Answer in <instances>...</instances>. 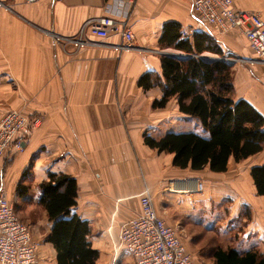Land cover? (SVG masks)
Listing matches in <instances>:
<instances>
[{"label": "crops", "instance_id": "obj_1", "mask_svg": "<svg viewBox=\"0 0 264 264\" xmlns=\"http://www.w3.org/2000/svg\"><path fill=\"white\" fill-rule=\"evenodd\" d=\"M123 1L126 16L114 17L126 20L134 32L130 49L117 47L119 34L101 38L88 27L91 20L113 15L112 7L119 10L114 0H0V118L17 110L30 119L20 148L14 144L0 160V188L17 202L41 264H58L57 251L47 241L54 221L40 204L41 183L51 172L77 180L71 214L89 222L90 241L99 251L96 264H136L119 246V231L140 213L145 190L168 224L175 222L169 210L175 214L177 202L183 206L179 211L187 212L195 188L205 191L206 182L195 174L199 171L174 166L173 154L159 153L144 141L145 133L163 135L168 124H186L190 117L179 112L176 98L154 108L163 96L161 87L139 86L148 72L162 76L161 57L170 49L161 45L166 24L210 34L229 59L237 55L236 96L264 116V60L255 57L242 34L210 31L192 14L190 0ZM233 5L264 19V0H233ZM79 38L89 44L76 45ZM247 160V172L232 180L241 195L235 215L242 206L250 210L243 236L254 240L240 250L264 254V198L250 174L253 166L264 164V151Z\"/></svg>", "mask_w": 264, "mask_h": 264}, {"label": "trees", "instance_id": "obj_2", "mask_svg": "<svg viewBox=\"0 0 264 264\" xmlns=\"http://www.w3.org/2000/svg\"><path fill=\"white\" fill-rule=\"evenodd\" d=\"M161 45L187 57L162 55V76L144 74L139 86L145 90L161 87L163 96L153 103L164 108L177 99L179 112L195 117L208 132L145 133V144L159 153L173 154V165L200 171L209 168L226 172L229 163L241 162L264 151V116L247 100L237 98L234 72L229 57L210 34L195 31L184 35L176 23L165 26ZM214 54L205 58L204 54ZM257 194L264 198V164L251 168ZM40 204L54 225L47 235L57 251L58 264H96L99 251L90 241L89 222L71 214L77 204V180L65 173H50L41 183ZM214 264H264V254L256 248L213 246Z\"/></svg>", "mask_w": 264, "mask_h": 264}, {"label": "built area", "instance_id": "obj_3", "mask_svg": "<svg viewBox=\"0 0 264 264\" xmlns=\"http://www.w3.org/2000/svg\"><path fill=\"white\" fill-rule=\"evenodd\" d=\"M114 1L119 10L112 7L113 15L91 20L88 27L91 34L101 38L119 34L122 44L117 47L130 49L135 45L134 32L126 20L114 17L126 16L121 10L126 2ZM190 2L192 14L202 25L218 35L238 31L247 39L255 57L264 60V19L260 13L236 9L233 0ZM194 32L190 28L184 31V35ZM74 43L85 46L89 41L79 38L74 39ZM29 123L30 119L20 111L10 110L3 114L0 118V160L14 144L20 148V135ZM119 246L128 249L136 264H203L195 259L175 226L160 215L148 189L141 196L140 213L122 223ZM0 264H41L32 231L21 220L14 201L3 188H0Z\"/></svg>", "mask_w": 264, "mask_h": 264}, {"label": "rangeland", "instance_id": "obj_4", "mask_svg": "<svg viewBox=\"0 0 264 264\" xmlns=\"http://www.w3.org/2000/svg\"><path fill=\"white\" fill-rule=\"evenodd\" d=\"M5 7L9 9L8 5ZM174 50L170 48L168 52L175 53L176 50ZM213 55L208 53L203 56L206 58ZM229 57H227V61L233 64L231 66L235 75L236 65L240 61L237 62L239 60L237 55L233 54V57L230 59ZM185 122L186 124H183V122L182 124H175L174 122L171 125L168 124L170 129H167V131H194L206 135L207 131L202 127L197 118L189 117V121ZM248 161L244 160L236 163L232 160L228 168L229 174L227 173L225 176L211 174L209 168L196 172L197 177L206 182L205 191L200 192L198 191L199 188H195L194 201H190L189 211H179V207L183 208L181 202H177L175 214L169 210L170 220H175V222L170 221L171 225L175 226L178 230L181 239L193 253L195 259L203 264H214L211 250L215 245L244 249L250 245L249 243L254 242V240H251L252 237L244 238L243 236L244 227L251 220L250 210L242 206L243 208L241 207V212L238 216L235 215L234 211L237 208L235 201L241 195L237 186L232 183V180L235 175H244L247 172L249 167ZM12 200L15 203L19 217L23 222H26L24 216L17 209V202L15 199Z\"/></svg>", "mask_w": 264, "mask_h": 264}, {"label": "water", "instance_id": "obj_5", "mask_svg": "<svg viewBox=\"0 0 264 264\" xmlns=\"http://www.w3.org/2000/svg\"><path fill=\"white\" fill-rule=\"evenodd\" d=\"M165 55H173V56H177L179 58H184V57H187L186 55L178 52V51H175V53H169V52H165ZM208 58V57H206ZM231 64V63H230Z\"/></svg>", "mask_w": 264, "mask_h": 264}, {"label": "bare ground", "instance_id": "obj_6", "mask_svg": "<svg viewBox=\"0 0 264 264\" xmlns=\"http://www.w3.org/2000/svg\"><path fill=\"white\" fill-rule=\"evenodd\" d=\"M237 181H238V180H237ZM236 184L238 185V183H236ZM232 185H233V184H232ZM249 186H250V184H249ZM249 186H248V187H249ZM240 189H241V188H240ZM206 190H207V189H206ZM235 190H236V189H235ZM241 190H242V189H241ZM233 192H234V191H233ZM236 192H237V191H236ZM242 192H243V191H242ZM243 193H244V192H243ZM245 193H246V192H245ZM245 193H244V194H245ZM249 194H251V193H249ZM245 196H246V195H245ZM238 198H239V197H238Z\"/></svg>", "mask_w": 264, "mask_h": 264}]
</instances>
